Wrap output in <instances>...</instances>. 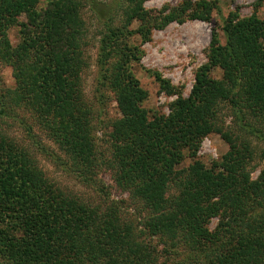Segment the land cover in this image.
<instances>
[{
  "label": "trees",
  "instance_id": "trees-1",
  "mask_svg": "<svg viewBox=\"0 0 264 264\" xmlns=\"http://www.w3.org/2000/svg\"><path fill=\"white\" fill-rule=\"evenodd\" d=\"M41 2L0 0V61L13 68L16 82L0 91V264H144L157 254L164 264H264V167L253 178V163L264 161V18L230 13L225 43L213 29L209 62L169 116L151 117L144 107L148 92L128 68L138 56L124 44L126 32L101 30V89L114 93L122 114L110 122L105 152L97 148L83 88L85 10L99 12L101 1ZM144 2L124 0L127 27L146 18ZM216 9L217 0H184L165 21L211 23ZM15 27L16 46L9 37ZM132 33L146 38L151 30ZM216 68L221 79L212 74ZM18 108L33 113L62 155L8 113ZM228 110L235 126L225 124ZM16 124L25 125L30 145L11 135ZM211 133L229 150L207 166L197 152ZM33 150L99 189L104 203L52 181ZM186 158L194 162L183 167ZM101 170L111 173L114 190L129 194L134 221L106 202L111 191L97 181Z\"/></svg>",
  "mask_w": 264,
  "mask_h": 264
},
{
  "label": "rangeland",
  "instance_id": "rangeland-1",
  "mask_svg": "<svg viewBox=\"0 0 264 264\" xmlns=\"http://www.w3.org/2000/svg\"><path fill=\"white\" fill-rule=\"evenodd\" d=\"M49 0H42L41 6L47 4ZM101 8L99 12L85 10V19L90 31L89 44L85 48L88 68L84 72L83 88L88 106L91 107L93 118L94 135L98 150L106 151L110 132V122L121 117V111L115 99V95L110 90L101 89L103 82V64L101 62V30L104 28H121L126 32L124 44L134 49L138 60L129 61L128 68L140 81L144 90L148 92V97L144 101V107L149 110L152 117L155 114L169 116L180 99L189 98L196 82L197 74L201 68L209 62L210 46L213 29L217 28L222 43H225V35L222 30L225 19L230 13L239 12L241 17H250L257 14L264 18V1L260 0H217L218 9L213 12L212 22H206L199 19L185 20L180 22L175 20L166 23L165 18L175 12L176 8L184 3V0H145L144 7L148 14L143 20H135L129 27L126 26L123 8L124 0H100ZM199 2L202 0H192ZM211 1V0H209ZM214 1V0H212ZM127 27V28H126ZM141 28H149L151 33L144 38L138 33H132ZM9 37L14 46L20 42L19 28L15 27L9 31ZM13 68L0 61V91L2 89H14L16 82L13 74ZM213 76L221 79L223 70L216 68ZM164 81L162 83L160 79ZM226 111V125L232 126L233 118ZM8 113L13 117L25 119L33 127L34 133L50 151L60 154L58 146L49 138L47 132L37 123L33 113L23 109H15V112L9 110ZM18 119L17 122L20 123ZM235 126V124H234ZM25 125L16 124L10 129L11 135L19 141L20 144L30 145V139L27 138ZM250 140L257 142L255 136ZM229 145L217 133L208 134L202 141L197 152V159L207 166H210L228 152ZM36 154L39 166L45 174L55 181L59 186L73 192L84 200L96 203H104V197L100 191L92 187H87L76 178L73 172L67 169V166L60 161L58 164L46 154ZM62 155V154H60ZM194 160L186 158L183 167L193 164ZM258 169L253 173L256 179L264 167V161H255ZM102 188H109L110 195L106 202L109 205H115L121 208L123 219L134 221V205L130 200L128 193H121L114 190L113 180L109 171L101 170L97 178ZM107 185V188H106ZM102 198V199H101ZM95 203V204H96ZM217 219H214L209 225L211 229L216 226ZM145 237V236H144ZM160 249H163L161 247ZM182 249V247H180ZM186 257V256H185ZM165 257L157 254V257L144 258V264H164Z\"/></svg>",
  "mask_w": 264,
  "mask_h": 264
}]
</instances>
